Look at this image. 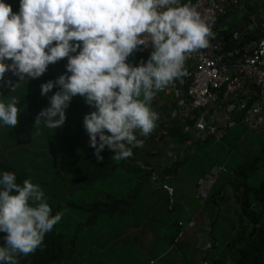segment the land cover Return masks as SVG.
I'll return each instance as SVG.
<instances>
[{"label":"clouds","instance_id":"9594fccd","mask_svg":"<svg viewBox=\"0 0 264 264\" xmlns=\"http://www.w3.org/2000/svg\"><path fill=\"white\" fill-rule=\"evenodd\" d=\"M212 23L214 17L202 16L191 0H19L18 12H13L6 0H0V77L6 88V71L21 78L25 74L36 78L49 63L67 57V74L40 85L41 95L54 83L59 88L48 97V106L36 115L33 127L39 134L41 124L49 129L62 126L71 97L81 95L85 103L94 106L84 115L83 126L97 160L102 159L100 152L105 146L112 151L113 159L121 160L132 155V147L142 145L137 132L146 137L158 119L159 114L150 107L156 93L165 95L173 106L169 115L159 118L161 126L157 131L161 128L159 132L166 133L178 124L176 127L193 136L186 145H193L202 141L177 120V104L164 88L188 74L185 60L192 52L208 46L209 37L215 36ZM260 43L264 46V40ZM140 45L151 47L147 60L135 65L126 62ZM9 58L10 62H6ZM16 100L12 97L7 103L0 101V125H16ZM199 114H191L188 124L192 125ZM172 147L174 159H178L181 148ZM136 163L151 172V183L158 182L155 171L157 179H151L150 164L141 160ZM219 166L206 169L203 175ZM226 171H221L218 178ZM173 179L174 175H168L169 181ZM165 183L175 190L172 204L169 197L168 209L173 210L176 187L174 182ZM163 184L161 189L165 190ZM46 200L38 184L29 179L17 183L14 172L0 171V232L5 233L0 264H18L17 254L35 251L44 234L61 220L62 212L51 214ZM191 221L193 226H189ZM189 223L187 228L194 230L196 218ZM152 261L159 264L158 258L148 264Z\"/></svg>","mask_w":264,"mask_h":264},{"label":"trees","instance_id":"16d2710c","mask_svg":"<svg viewBox=\"0 0 264 264\" xmlns=\"http://www.w3.org/2000/svg\"><path fill=\"white\" fill-rule=\"evenodd\" d=\"M242 2L246 12L264 10V0ZM226 22L229 28L236 25L235 19ZM7 73L3 76H8ZM2 78L0 101L2 94L6 93ZM165 110L161 114L169 115L173 106L168 105ZM161 114L146 137L137 132L142 145L132 147V155L121 160L113 159L107 146L100 152L102 159L97 160L84 126L80 142H67L69 145L65 147L64 142H49L54 129L43 126L36 134L30 121H18V116L13 128L0 125V171L14 172L17 183L22 184L24 179H29L52 189L51 194L44 195L52 209L51 214L70 209L79 215L71 235L56 223L44 234L35 251L17 254L18 264H74L77 255L85 252L83 229L93 231L109 227L110 264H118L115 261L118 249L120 251V246L126 245L127 234L133 227L152 233L151 245L145 241L144 247L140 246L146 249L148 256L145 263L140 261L139 264H148L152 258H158L159 264H196L202 257L208 259V264H264V137L260 135V142L255 143L256 153H251L249 146L240 142L243 132H248L249 127L239 124L228 130L220 142L210 137L186 145L193 136L180 126L176 127L178 124L166 133L159 132L161 128L157 131L161 126L158 122ZM33 133L40 142H29ZM173 145L181 148L178 159H174ZM34 154L38 160L34 159ZM42 159L51 160L60 167L56 187L51 188L52 179L45 176L49 173ZM138 160L152 166L158 175L157 185L150 182L151 172L141 168L136 163ZM221 164L227 171L221 173L203 204L196 193L191 215L185 213L177 195L173 210L168 209V193L161 189L164 182L175 181V178L169 181L168 175L186 170L187 179L197 182L206 169ZM96 185L109 189L98 191L91 201L73 199L75 193ZM232 199L236 200L235 209L223 210V204ZM194 215L205 221V231L203 229L204 232L198 235L197 230L186 228L184 235L178 238L182 230L179 221L182 220L183 227H187ZM4 235L0 232V245L5 243ZM206 242L211 247L203 251ZM122 262L132 264L129 260Z\"/></svg>","mask_w":264,"mask_h":264},{"label":"built area","instance_id":"2783aa9c","mask_svg":"<svg viewBox=\"0 0 264 264\" xmlns=\"http://www.w3.org/2000/svg\"><path fill=\"white\" fill-rule=\"evenodd\" d=\"M191 3L202 16L214 17L211 30L215 36L209 37L206 48L187 56L184 67L188 74L164 88L177 104L175 117L194 132L198 141L213 137L220 142L228 129L239 124L264 137V46L260 43L264 40V10L246 12L242 0H191ZM232 19L236 25L229 28L226 20ZM139 49L149 51L151 47L140 45L133 51ZM195 113H200L199 117L189 125L188 117ZM149 168L151 179L156 180V173ZM221 171H226L225 166L200 177L197 197L202 204ZM163 188L172 204L174 187L165 183ZM179 225L182 230L178 238L187 228L181 221ZM193 225L191 221L189 226ZM210 247L205 244L203 251ZM198 264L208 261L202 259Z\"/></svg>","mask_w":264,"mask_h":264},{"label":"crops","instance_id":"0c3cea01","mask_svg":"<svg viewBox=\"0 0 264 264\" xmlns=\"http://www.w3.org/2000/svg\"><path fill=\"white\" fill-rule=\"evenodd\" d=\"M53 43H55V41H53ZM77 51H79V48H77ZM8 62H10V58ZM66 62L67 57H63L57 60L56 62L49 63L46 66V70L39 77L36 78L28 77L26 74L23 78H21L19 74H15L12 71H8L9 74L8 76H6V93L3 94L1 101L7 103V101L10 100L12 97H17L16 105L18 108V121H30L29 123L31 124L33 130L36 131V128L33 127L36 115L40 112L42 108L48 106V97L51 96L54 92H56L59 88V86L54 83L53 88L51 90H49L46 94L41 95L40 85L44 82H47L48 80L55 81V79L61 74H67V70L65 68ZM169 102L170 100L165 95H163L162 93H156V95L151 101V109L156 111L158 114H161L162 110H165L166 106L170 104ZM83 110H85V112H83ZM93 110L94 106L83 105V99L81 98V95L76 94L72 96L67 108L65 109L64 123L62 126L57 127L53 130L52 134L50 135L49 142H64L63 144L65 147L69 145L67 142H80L82 137L81 130L83 129V115ZM19 116H29L30 119ZM41 128H43V124L39 126V129ZM29 142H40V140L39 138L35 137L33 133V139H29ZM186 174V170H182L177 175H174V185L176 187V195L181 200L182 205H184L185 213L187 214L188 212V214L191 215V209L193 208V205L195 204L197 199L196 188L194 186L196 181H189L187 179L188 176ZM235 207L236 200L234 199H232L230 202H225L223 204V210L225 211H233ZM193 217H195L197 221V225L194 231L197 230V234L200 235L202 232L205 231V221L202 218H197V215H194ZM143 251L140 254V257H142V260L144 259L142 262L145 263L147 260L145 252L146 249ZM139 262L133 261L132 264H139Z\"/></svg>","mask_w":264,"mask_h":264},{"label":"rangeland","instance_id":"374dc122","mask_svg":"<svg viewBox=\"0 0 264 264\" xmlns=\"http://www.w3.org/2000/svg\"><path fill=\"white\" fill-rule=\"evenodd\" d=\"M17 1L19 0H6V2L11 6V10L13 12H18L19 4L16 3ZM150 52L151 50L148 53H145L143 51L132 52L128 56L126 62H129L133 65L137 63H143L147 60ZM81 98L83 99V105H86L87 103H85L84 97L81 96ZM83 112H85V110H83ZM19 117H26V116H19ZM10 128H13V126ZM260 140H261V136L249 129L248 132H243L240 142H245L246 145L249 146V150L251 151V153L252 151L253 153H256L255 143L260 142ZM33 157L35 160L39 159V157H37L35 154L33 155ZM42 160L45 164V167L48 169V173H49V174H45V176L50 177L52 179L51 188L56 187L58 185L57 174L60 170V167L57 164L53 163L51 160H47V161L46 159L45 160L42 159ZM31 181L32 183H34L33 180ZM155 185H157V183H155ZM40 187L43 190L44 195L51 194L50 192L52 191V189L43 186ZM103 189H109V187L103 188V186L101 185H96L88 190H80L79 192L73 195V199L75 200L85 199L86 201H91L95 199L97 192ZM78 216L79 215L77 213H74L72 210L64 209L62 210L61 220L57 222V225L61 230H64L67 234L71 235V233L76 229V226L78 224L79 221ZM197 218H199L198 215ZM151 234L152 233L150 231L148 230L146 231L140 228L130 229L126 237V245H124V247L120 246V251L118 249L115 261L118 264H123L122 262L123 260H129L130 263H133V261L136 262L143 261L144 259L142 260L140 254L142 253L144 247L143 244L145 241L146 244L148 243L149 245H151V240H152ZM82 238L84 239L82 240L84 243L86 241L84 245L86 246V248L84 249L85 252L81 251L82 253L80 252L81 254L77 255L74 264H110V258L112 259L110 254V227L100 228V229L95 228L93 229V231H89V229H83ZM141 245L143 247H139ZM139 248L142 249L139 250ZM95 249H97V252L93 253ZM97 255L98 257L96 258ZM146 256H148V253Z\"/></svg>","mask_w":264,"mask_h":264}]
</instances>
